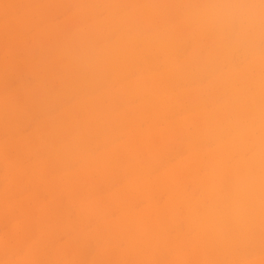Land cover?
I'll return each mask as SVG.
<instances>
[{
  "label": "rangeland",
  "instance_id": "374dc122",
  "mask_svg": "<svg viewBox=\"0 0 264 264\" xmlns=\"http://www.w3.org/2000/svg\"><path fill=\"white\" fill-rule=\"evenodd\" d=\"M187 2L192 8L197 2L203 4L200 0H138L137 5L134 0H122L120 3L119 0H0V264L218 262L220 255L217 249L207 248L204 241L196 243L190 239L197 232L194 228L189 230L187 227L185 206L181 203L177 205L179 213L184 215L180 219L183 224L181 230L172 227L169 191L162 190V186L157 185L151 188L138 181L140 173L152 177L179 165L182 167L176 169L172 177L181 179L185 173L183 165L192 162L189 148L179 140H165L157 133L155 126L150 128L148 110L135 108L130 111L126 103L112 109L106 93V82L100 81L95 85L96 81H91V78L77 76L78 71H81L80 66L69 63L73 57L79 59L85 54L81 43L82 34L85 40L95 45H103L109 39L106 30L109 26L101 31L94 30V26L103 23L106 25L108 19L105 16L110 11L115 13L119 7L120 14L115 15V20L121 14L134 10L147 11L150 5L157 3L170 12L169 21L175 22V11L169 8L179 5L177 10L180 12ZM163 23L161 16H154L155 26H162ZM234 30L235 33L229 38L231 46H234L232 51L235 49L232 54L238 51L235 56L244 62L246 48L236 46L237 24ZM252 30L253 28H249L246 34L250 36ZM178 35L182 49L179 54H189L195 40L185 32ZM211 35L210 33L209 37L202 38V43L210 44ZM112 37L113 41L118 38ZM259 43L260 41L256 42ZM203 49L204 47L201 48L202 53ZM247 50L258 54L256 47L247 46ZM151 56L147 65L148 70L153 72L162 60L157 59L156 55ZM190 63L196 67L199 60L195 57ZM144 67L145 63L140 66L133 63L132 71L136 72ZM202 68V72L207 74L214 67L206 65ZM165 69L160 68L159 71ZM139 76L138 73L135 77ZM186 83L181 81L179 85V90L183 93L195 88V84ZM115 87L118 89V86ZM146 94L147 97L150 96ZM55 95L64 102L71 100L69 105H74L81 97L100 95L101 105L96 107V111L115 113L117 121H114L113 130L107 133L104 130L92 132L89 141L91 150L100 153L98 143L109 140L114 141L113 146L121 145L125 141V134L131 132L133 144L128 147L129 152H118L104 168L85 171L87 166L78 157V144H64L72 136L69 132L57 131L54 134L56 143L50 150L39 136L50 133L48 112L56 115L62 110L63 103L57 102L59 100L54 98ZM194 99L193 95H188L185 106L191 101L189 105L194 107ZM180 109L178 115L192 121L189 127L201 120L199 115H188L184 106ZM76 112L78 120L82 117H96L93 109H76ZM86 112H92L93 117ZM10 121L14 123L11 125ZM100 125L101 123H96L95 127ZM135 125L137 130L132 131ZM164 126L166 124L162 125L163 129ZM105 127L108 128V123ZM165 130L169 131L168 137L173 136L169 128L166 127ZM143 132L153 137L156 148L153 160L150 158V150L143 143ZM199 145L203 147L201 153L206 154L207 148L212 144L206 145L202 141ZM164 146L166 148L162 149ZM200 167L192 164L191 170L206 173ZM133 181L137 183L130 187L129 184ZM169 181L172 182L171 178ZM188 189L197 200L203 197L205 191L203 186L192 183H188ZM151 196L159 206H164L163 215L168 222L166 228L170 240L164 241L161 247L157 246L153 253L144 251L136 254L122 234L125 225L132 223L127 229L131 230V236H136L139 232L136 225L145 221L150 233L160 234L157 209L152 207ZM130 212L141 215L139 219L123 224L125 215ZM105 220L109 224H104ZM251 230L253 231H250L251 235L246 238V243L239 242L232 251L237 256L244 255L241 258L245 262L262 263L264 224L260 226L258 223ZM182 241L186 244L182 245ZM176 245L178 249L173 250ZM233 255L231 253L227 257V262L230 263L229 257Z\"/></svg>",
  "mask_w": 264,
  "mask_h": 264
},
{
  "label": "bare ground",
  "instance_id": "6f19581e",
  "mask_svg": "<svg viewBox=\"0 0 264 264\" xmlns=\"http://www.w3.org/2000/svg\"><path fill=\"white\" fill-rule=\"evenodd\" d=\"M200 1L203 4L197 2L194 8L188 1L180 12L177 10L179 5L170 6L169 9L175 11V22L169 21L170 12L157 3L150 5L147 11L134 10L121 14L114 20L117 17L115 15L120 14L118 7L117 12L110 11L105 16L108 19L106 25L103 23L94 26L96 31L109 26L106 30L111 42L106 39L105 44L95 45L85 40L82 34L81 43L85 54L79 59L73 57L69 63L80 66L81 71H78L77 76L91 78V81H96L95 85L100 81L106 82V93L112 109L126 103L130 111L135 108L148 110L150 128L155 126L162 138L179 140L191 151L192 162L183 165L185 173L181 179L172 177L181 165L152 177L140 173L138 179L140 184L151 188L155 185L162 186V190L169 191L172 227L181 230L183 225L180 219L184 215L179 213L177 207L181 203L187 211L184 218L188 229L194 228L197 232L190 239L196 243L204 241L207 248L217 249L220 259L215 264H255L245 262L241 258L244 255L237 256L232 249L239 242L246 243L245 240L251 235L250 231L254 230L251 229L255 225L264 224V0ZM137 3L138 0H134V4ZM155 15L162 17V26L153 24ZM236 24V46L246 48L244 62L235 56L238 51L232 54L235 49L232 51L234 46H231L229 38L235 33ZM249 28H253L250 36L246 34ZM181 32L188 33L195 40L189 54H179L182 49L178 33ZM210 33L211 43L203 44L202 38L209 37ZM112 36L118 37L116 41H113ZM257 41L260 43L256 44ZM247 46L258 48V54L248 51ZM203 47L204 53L201 52ZM240 49L237 50L240 52ZM151 55L162 60L153 72L148 70L147 65ZM195 57L199 60L196 67L190 63ZM133 63L139 66L145 63V67L135 72L132 71ZM206 65L214 67L207 74L202 72V67ZM160 68L166 69L159 71ZM138 73L140 76L135 77ZM181 81L193 83L195 88L188 91V94L183 93L179 90ZM146 93L150 96L147 97ZM188 95L195 98L194 107H190L191 101L185 106ZM99 97L100 95L81 97L74 105H69L71 100L64 102L55 95L54 98L59 100L57 102L63 103L62 110L56 115L48 112L50 133L39 136L42 143L51 150L56 143L54 134L57 131L69 132L72 136L64 144H78V157L85 162V171L106 167L110 158H114L122 150L129 152L128 147L133 144L132 133L128 132L121 145L113 146L114 141L109 140L98 143L100 153L91 150L89 141L92 132L104 130L107 133L113 130L114 121H117L115 113L96 111V107L101 105ZM182 106L187 108L188 115H199L201 120L189 127L192 121L178 115ZM76 109H93L95 119L98 118L82 117L78 120ZM86 113L93 117L92 112ZM130 114L134 115L133 112ZM132 118L136 119L134 116ZM10 123L12 125L14 122ZM96 123L101 125L95 127ZM106 123L108 128L105 127ZM163 124H166L164 129ZM166 127L173 132L172 137L167 136L169 131L165 130ZM134 130H137L136 125L132 128ZM143 135V143L150 150V158L153 160L156 156L153 137L145 132ZM202 141L206 145L212 144V147H206V154L201 153L203 147L199 144ZM165 148L166 146L162 147ZM192 164L201 166L206 173L191 170ZM134 183L137 181L131 182L129 186L133 187ZM188 183L203 186V197L194 199L188 191ZM149 198L152 207L157 209L159 235L150 233L145 221L146 224L141 222L136 225L139 232L136 236H131V230L128 231L127 228L132 223L127 222L139 219L141 214L130 212L124 218L123 224H127L122 237L127 244L132 245L136 254L144 251L153 253L157 246L161 247L164 241L170 240L166 228L168 222L163 215L164 206L154 202L152 196ZM104 224L109 222L105 220ZM182 242V245L186 244ZM240 247L239 249L242 248ZM177 249V245L173 247V250ZM239 249L237 251L240 252ZM231 253L234 255L229 257V263L226 259Z\"/></svg>",
  "mask_w": 264,
  "mask_h": 264
}]
</instances>
